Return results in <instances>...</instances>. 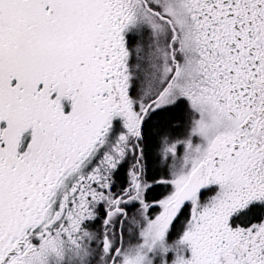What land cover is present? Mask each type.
<instances>
[{
  "label": "snow or ice",
  "instance_id": "1",
  "mask_svg": "<svg viewBox=\"0 0 264 264\" xmlns=\"http://www.w3.org/2000/svg\"><path fill=\"white\" fill-rule=\"evenodd\" d=\"M0 264H264V0H0Z\"/></svg>",
  "mask_w": 264,
  "mask_h": 264
}]
</instances>
